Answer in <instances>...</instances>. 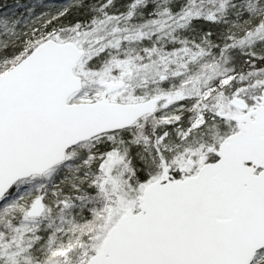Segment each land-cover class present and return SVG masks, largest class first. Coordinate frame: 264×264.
Listing matches in <instances>:
<instances>
[{"label":"snow or ice","instance_id":"6c2138e0","mask_svg":"<svg viewBox=\"0 0 264 264\" xmlns=\"http://www.w3.org/2000/svg\"><path fill=\"white\" fill-rule=\"evenodd\" d=\"M0 264H264V0H0Z\"/></svg>","mask_w":264,"mask_h":264}]
</instances>
